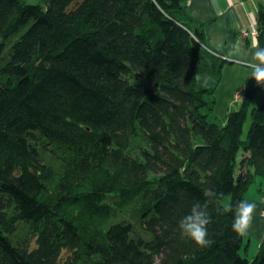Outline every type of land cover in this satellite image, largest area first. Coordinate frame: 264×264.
<instances>
[{"label":"trees","instance_id":"16d2710c","mask_svg":"<svg viewBox=\"0 0 264 264\" xmlns=\"http://www.w3.org/2000/svg\"><path fill=\"white\" fill-rule=\"evenodd\" d=\"M204 45L185 0H0V264H264L215 201L211 246L177 228L205 188L234 205L264 178L261 85L221 123ZM111 196L145 200L144 235L108 226Z\"/></svg>","mask_w":264,"mask_h":264},{"label":"crops","instance_id":"0c3cea01","mask_svg":"<svg viewBox=\"0 0 264 264\" xmlns=\"http://www.w3.org/2000/svg\"><path fill=\"white\" fill-rule=\"evenodd\" d=\"M188 12L195 24L201 28L206 49L215 57L228 62L221 70V78L215 88L216 104L214 114L225 122L227 114L240 107V96L245 86L255 81L249 77L248 66L251 54L257 45L256 36L251 33L256 26V16L264 0H185ZM198 81L207 87L214 85L208 76ZM256 205L248 235L255 236L260 244L264 240V202L255 191L249 197Z\"/></svg>","mask_w":264,"mask_h":264},{"label":"clouds","instance_id":"9594fccd","mask_svg":"<svg viewBox=\"0 0 264 264\" xmlns=\"http://www.w3.org/2000/svg\"><path fill=\"white\" fill-rule=\"evenodd\" d=\"M251 59L247 62L252 69L249 77L254 79L258 85H264V48L258 45L254 46ZM203 196L206 198L203 203L195 201L191 204L187 214L182 216L177 228L180 234L190 239L199 248H206L212 245L213 241L209 239L208 226L212 222L208 210L210 202L215 201L218 206L215 209L220 215L231 213L233 215L232 230L238 235L246 234L251 225L256 205L248 200H240L234 205L221 203V198L210 188L203 190Z\"/></svg>","mask_w":264,"mask_h":264},{"label":"rangeland","instance_id":"374dc122","mask_svg":"<svg viewBox=\"0 0 264 264\" xmlns=\"http://www.w3.org/2000/svg\"><path fill=\"white\" fill-rule=\"evenodd\" d=\"M24 1H26L28 4H39V3H41V0H24ZM255 30H256V26H255ZM256 35H257V32H256L255 36ZM204 48L206 49L205 45H204ZM252 82H254V81H252ZM240 98H241V96H240ZM263 98H264V85H261L255 94V97H254L253 102L251 104V108L259 106L262 103ZM249 127H250V118L248 116V118L244 124V127H243V134H242L243 140H246V136H247V132H248ZM259 189L264 190V178L257 177V178H255V181L250 185V187L246 193V196L249 197L251 194L254 193V191H255L256 195L259 196V193H258ZM262 199L264 202V196H262ZM117 200L118 199L116 197H112L106 201L107 203H109L112 206V212H111L110 218L108 219V226L111 224H114V223H119V222L124 221V222L130 223L133 226L134 231L136 233H140L141 236L144 235L143 234L144 232L142 230V226H141V223L139 222V219H140L141 213L143 212V211H141V208L144 205L145 200L142 198H137V199L133 200L132 202L127 203L125 206H121V207H119L117 204H115V202ZM262 218L264 219V214H263ZM245 242L247 243V250H246V253H244L242 251L241 254L245 255L248 259H251L252 257H254L256 255V253L258 251V247L260 245V242L257 241V238L255 236H250V235H248V233H247V237L245 238Z\"/></svg>","mask_w":264,"mask_h":264},{"label":"built area","instance_id":"2783aa9c","mask_svg":"<svg viewBox=\"0 0 264 264\" xmlns=\"http://www.w3.org/2000/svg\"><path fill=\"white\" fill-rule=\"evenodd\" d=\"M251 33H252L253 35H255V34H256V30L253 29Z\"/></svg>","mask_w":264,"mask_h":264}]
</instances>
